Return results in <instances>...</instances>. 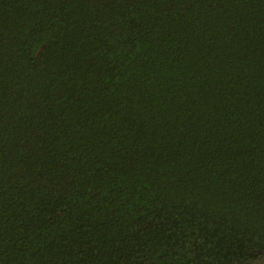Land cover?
Listing matches in <instances>:
<instances>
[{"label": "trees", "instance_id": "1", "mask_svg": "<svg viewBox=\"0 0 264 264\" xmlns=\"http://www.w3.org/2000/svg\"><path fill=\"white\" fill-rule=\"evenodd\" d=\"M264 257V0H0V264Z\"/></svg>", "mask_w": 264, "mask_h": 264}, {"label": "rangeland", "instance_id": "2", "mask_svg": "<svg viewBox=\"0 0 264 264\" xmlns=\"http://www.w3.org/2000/svg\"><path fill=\"white\" fill-rule=\"evenodd\" d=\"M249 264H264V257H258L257 259H254Z\"/></svg>", "mask_w": 264, "mask_h": 264}]
</instances>
